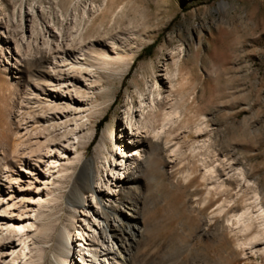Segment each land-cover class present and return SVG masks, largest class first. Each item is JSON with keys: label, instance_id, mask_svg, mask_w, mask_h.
<instances>
[{"label": "rangeland", "instance_id": "rangeland-1", "mask_svg": "<svg viewBox=\"0 0 264 264\" xmlns=\"http://www.w3.org/2000/svg\"><path fill=\"white\" fill-rule=\"evenodd\" d=\"M0 42V180L42 158L61 204L133 115L132 262L264 264V0H0Z\"/></svg>", "mask_w": 264, "mask_h": 264}, {"label": "bare ground", "instance_id": "bare-ground-1", "mask_svg": "<svg viewBox=\"0 0 264 264\" xmlns=\"http://www.w3.org/2000/svg\"><path fill=\"white\" fill-rule=\"evenodd\" d=\"M25 14L27 17L28 13ZM46 30L58 36L51 26H47ZM1 45L0 42V49ZM11 65L6 60L5 69ZM65 80L69 81V78ZM54 89L46 87L45 94L48 96ZM122 122L114 139L119 146L116 157L112 155L96 181L90 163L84 161L80 164L69 179L70 184L61 196V204L55 197L47 198L49 188L55 182L52 175L43 169L46 160L38 158L30 163L26 157L20 158L19 164L10 166L11 174L0 180V264L134 263L128 240L134 239L139 230L138 209L125 198L132 193L131 176L138 164L139 146L152 144L153 141L158 146L156 142L160 138L156 135L152 141H146L147 128L136 127L133 115L127 122L122 118ZM61 153L66 155L64 148H61ZM124 192L127 197L121 196ZM47 203L53 205L51 209L41 211L43 204ZM222 205L220 203L212 214L221 212ZM62 216L78 223L73 233L61 222ZM243 216L244 213L235 215L232 221L238 225ZM229 222L230 219L227 224ZM252 238L256 239L251 240L257 251L264 254V236L255 234Z\"/></svg>", "mask_w": 264, "mask_h": 264}, {"label": "trees", "instance_id": "trees-1", "mask_svg": "<svg viewBox=\"0 0 264 264\" xmlns=\"http://www.w3.org/2000/svg\"><path fill=\"white\" fill-rule=\"evenodd\" d=\"M151 48H152V45L148 46L146 49H144V51L142 52V54H143V55H145V54H149ZM138 58H139V57H138Z\"/></svg>", "mask_w": 264, "mask_h": 264}]
</instances>
